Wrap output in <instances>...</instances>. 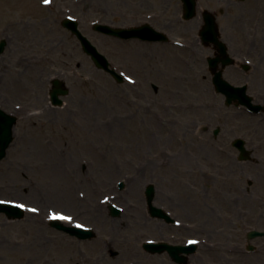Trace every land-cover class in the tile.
<instances>
[{
    "label": "rangeland",
    "instance_id": "374dc122",
    "mask_svg": "<svg viewBox=\"0 0 264 264\" xmlns=\"http://www.w3.org/2000/svg\"><path fill=\"white\" fill-rule=\"evenodd\" d=\"M164 1L0 0V42L5 44L0 54V109L16 117L12 142L0 160V198L32 208L12 221L0 215V264L49 255L40 253L48 248L45 242L52 245L50 252L55 244L61 245L57 232L51 231L46 239L41 226L50 210L94 227L88 246L100 247L116 238L107 226L110 221L127 225L118 239L140 242L145 234L141 231L150 232L157 223L147 211V186L154 188L156 207L176 209L171 204L176 192L187 202L182 189L187 191L186 183L193 185L199 179L210 183L211 195L220 183L221 167L231 165L234 154L217 147L228 143L234 131L255 147L252 160H264V112L251 114L244 107L224 105L207 67L213 51L197 41L201 12L207 9L216 17L221 38L228 36L233 45L240 38L241 50L230 55L250 65L237 79L226 72L224 79L234 85L246 83L254 103L264 106V46L260 45L263 52L257 57L252 45L254 33L264 37V23L252 20L253 0L243 3L245 12L234 8L232 0H199V17L189 21L180 18L179 2V12L174 13L179 17L173 24L179 41L186 40L189 49L156 50L91 27L98 23L129 28L150 20L163 24L171 15L162 12L168 8ZM156 11L157 17L149 19ZM66 16L77 21L82 34L125 78L122 83L98 70L82 52L77 39L61 25ZM56 78L68 90L60 97V107L49 100L50 83ZM233 123H241L242 129H232ZM216 127L222 132L213 138ZM247 166L255 169L253 163L244 164L245 189L248 179L253 177L255 183L258 178ZM60 193L64 200L53 201ZM249 198L243 196L244 220L263 222L264 213H250ZM110 204L123 214L110 217ZM182 207L178 204L181 215L186 212ZM97 212L108 218V224L94 218ZM152 233L148 236H156ZM71 245L67 243L68 254L74 251L75 256ZM243 255V264H264V248Z\"/></svg>",
    "mask_w": 264,
    "mask_h": 264
},
{
    "label": "flooded vegetation",
    "instance_id": "af4514ba",
    "mask_svg": "<svg viewBox=\"0 0 264 264\" xmlns=\"http://www.w3.org/2000/svg\"><path fill=\"white\" fill-rule=\"evenodd\" d=\"M245 1L247 0H234V2L232 0L231 5L244 11L245 6L243 3ZM164 2L168 4V8L162 12L171 13L168 21L160 24L157 23L158 20H150L144 22V24L150 25L154 30L163 34L165 41L141 43L147 46H155L158 48L156 50L163 47H166L164 50L179 47L189 49L190 45L187 44L186 40L185 43L184 41L178 43L180 39H178L176 27H174L177 23L176 19L179 17L174 16V13L179 12V0H165ZM180 8L181 14L182 7ZM252 12L254 15V19L252 20L255 23H264V0H253ZM157 13L158 11L147 17L149 19L157 17ZM200 20L202 23V12ZM254 34L252 45L256 50L257 57L262 56L263 49L260 48V45L264 46V37L261 38V33ZM221 40L225 44L229 55L232 52L236 54L241 50L242 43L240 38L234 42V45L228 39V36L227 38L224 37V39L221 38ZM197 41L198 44L203 46L198 37ZM211 50L214 52L213 48ZM230 56L235 59L234 56ZM235 61L240 62L237 59ZM240 71L247 72L248 69L245 71L242 66L235 63L222 69L223 74L225 72L229 73L233 79H237L240 76ZM243 84L246 83L236 85ZM237 118L236 115L235 119ZM223 126L227 127V122L223 123ZM231 128L241 130L242 125L241 123H233ZM206 130L204 129L203 131ZM216 130L217 134L214 135ZM221 132L222 129L216 127L212 132L213 138H216ZM235 132H232L233 134L230 139H226L228 143L217 147L218 150L231 151L234 154L231 165L221 167L220 183L218 182L219 185L216 187L214 185L213 193L210 195L212 189L207 180L201 181L199 179L198 183L194 181L193 185L186 183L187 191L182 189L183 194L181 196L185 197L187 202L183 203L182 199L176 194L178 192H176L175 195L173 193V199L171 198V204L177 207L176 209L169 208L163 204L157 205V209L166 215L167 218H155L157 223L154 225V230L148 228L150 232L147 230L141 231L145 234H143L144 238L140 242L138 240L135 244L128 239H118L121 237V233L126 232L128 229L127 225H121V223L115 224L113 221L112 223L110 221L109 224L108 222H104V224L110 226L111 235L116 238L112 239L113 241L110 239L109 241H105L103 245L101 243L100 245L102 246L98 245L100 247L88 246L87 244L91 243V241H88L90 239L81 240L68 235L66 232L54 229L47 213L45 217L47 219H43L41 225L47 234L46 239H50L49 233L51 231L57 232L58 235L56 237L60 239L58 242L61 245L55 244V251L50 252L49 247H52V245L50 242H45L43 246L48 248L46 250L42 248L40 253L49 255H43L36 260L28 259L20 264H243V251L249 253L248 249L251 247L253 249L251 253H253L256 248H264V236L249 238L251 232L264 233V220L263 222L256 218H246L244 220L242 207L243 196L245 198L250 196L249 201L252 204L250 213L252 215L260 211L264 213V160H240L238 147H236L234 141L238 138H243L242 135H238ZM244 146L249 151L255 148L253 144H247L246 141ZM248 163H253V168H255L252 170L250 169L252 166H247L250 169L249 172H253L255 179L258 177L261 180H257V178L255 184L251 180L253 177L248 179L245 189L242 185L243 175L248 174L244 170V164ZM248 178L250 177L248 176ZM248 187H253L254 190L251 191ZM180 203L184 206L182 210L186 211L182 213L184 216L179 214L178 204ZM245 213L248 214V211L245 210ZM119 215L121 216V213ZM110 217H113L111 213ZM5 219L8 220L6 217ZM90 228L94 232V227ZM151 233L156 236H148ZM68 237H70L71 241H66ZM67 243H71V246L75 247L77 255L74 256V251L68 254ZM149 243L154 244L155 248L144 247L145 244ZM97 248H100L99 251L93 252L94 254L89 253ZM14 264H18V262L16 261Z\"/></svg>",
    "mask_w": 264,
    "mask_h": 264
},
{
    "label": "water",
    "instance_id": "95a60500",
    "mask_svg": "<svg viewBox=\"0 0 264 264\" xmlns=\"http://www.w3.org/2000/svg\"><path fill=\"white\" fill-rule=\"evenodd\" d=\"M184 3V9L186 11L185 18L190 19L194 16V11L196 7L195 0H182ZM62 26L68 29L71 33L75 35L78 39L82 51L88 55L93 64L97 69L103 70L104 72L111 75L117 83H122L123 79L119 76L113 69L110 68V64L107 59L100 54L97 49L89 42V40L84 37L77 29V23L73 20H64L62 22ZM94 30L98 31L102 34L117 37L120 39L128 40L133 38H146L150 40H155V38H160L161 36L156 34L152 31L148 26L138 27V28H130V29H116L112 28L107 25H94ZM144 33L148 35H144ZM201 37L205 42H212L218 49H219V58L221 57L223 63L222 65H228L232 61L228 59L224 46L218 40V31L217 25L214 22V18L212 16L205 17V26L201 30ZM4 42L0 44V52H2L4 47ZM219 59L209 61V66L213 71V85L217 93H220L225 96L226 98V105L229 106L233 102H235L236 106H244L246 107L251 113H259L261 111L264 112V107L261 105H254L252 104V98L246 94V87H233L228 84L226 81L222 79L221 72H215ZM52 88L49 93L50 102L54 106H61L62 100L59 97H65L68 94V90L65 88L64 83L59 79H54L51 82ZM16 119L4 111L0 110V159L4 158L6 155V149L8 148L9 144L12 141V134H13V125ZM240 147L241 159L247 160L249 159V152H247L241 145L244 143L242 141L236 142ZM122 186V184L120 185ZM154 189L152 185H149L146 188L145 195L147 198V204L150 209V213L152 216L157 215V210L152 206L151 202L153 199ZM0 211L4 212L7 216L11 218H18L21 216V212L16 208L8 204H1L0 203ZM115 213V211H114ZM117 213V212H116ZM73 234H77L79 237H88L90 236V232H70ZM250 237H254V234Z\"/></svg>",
    "mask_w": 264,
    "mask_h": 264
},
{
    "label": "bare ground",
    "instance_id": "6f19581e",
    "mask_svg": "<svg viewBox=\"0 0 264 264\" xmlns=\"http://www.w3.org/2000/svg\"><path fill=\"white\" fill-rule=\"evenodd\" d=\"M53 198V201H59V200H61V199H63V196H62V193H60V195H57V196H53L52 197ZM64 200V199H63ZM62 202H65V201H62ZM69 204H71V203H69ZM96 210H94L93 212H95ZM87 214H90V213H87ZM92 214V213H91ZM93 216H94V218H97V219H99L101 222H107V221H109L108 220V218H106L103 214H102V212L100 213V212H97V213H93ZM63 224V223H62Z\"/></svg>",
    "mask_w": 264,
    "mask_h": 264
},
{
    "label": "snow or ice",
    "instance_id": "6c2138e0",
    "mask_svg": "<svg viewBox=\"0 0 264 264\" xmlns=\"http://www.w3.org/2000/svg\"><path fill=\"white\" fill-rule=\"evenodd\" d=\"M45 3H48V0H44ZM191 243H194V242H191Z\"/></svg>",
    "mask_w": 264,
    "mask_h": 264
}]
</instances>
